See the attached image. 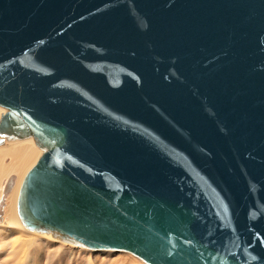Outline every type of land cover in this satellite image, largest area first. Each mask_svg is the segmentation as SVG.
<instances>
[{
	"label": "water",
	"instance_id": "95a60500",
	"mask_svg": "<svg viewBox=\"0 0 264 264\" xmlns=\"http://www.w3.org/2000/svg\"><path fill=\"white\" fill-rule=\"evenodd\" d=\"M0 105L25 227L264 264V0H0Z\"/></svg>",
	"mask_w": 264,
	"mask_h": 264
},
{
	"label": "rangeland",
	"instance_id": "374dc122",
	"mask_svg": "<svg viewBox=\"0 0 264 264\" xmlns=\"http://www.w3.org/2000/svg\"><path fill=\"white\" fill-rule=\"evenodd\" d=\"M11 160V157L6 156L4 163L9 164ZM14 174L18 177L17 172ZM6 208L8 204L0 217V264H147L139 256L127 250L79 247L68 243L64 245L62 242L49 241L42 237L32 242L30 248L27 242L20 240L18 242L15 232L18 233L20 229L8 224ZM25 232L22 234L24 238H30L24 235ZM15 245L18 248L15 249Z\"/></svg>",
	"mask_w": 264,
	"mask_h": 264
},
{
	"label": "bare ground",
	"instance_id": "6f19581e",
	"mask_svg": "<svg viewBox=\"0 0 264 264\" xmlns=\"http://www.w3.org/2000/svg\"><path fill=\"white\" fill-rule=\"evenodd\" d=\"M4 109L5 108L0 105V112L3 111ZM6 143L7 145L4 146V144ZM40 149L42 150V148L35 142V139L32 135H25L19 137L18 136L9 137L7 135H4L3 139L0 141V217L4 212L5 206L8 204V208H6L7 209L6 216L8 217V224H11L12 226L20 229L18 233L15 232L16 238L18 242L19 240L22 242H27L28 247H30L32 245V242L36 241V239L40 237L47 239L49 241L56 240L59 243L62 242L64 245L65 243H68V244L77 245L79 247H84L83 245H78L59 237H54L46 233L29 229L23 225V223L21 222L18 216L17 195L21 184V180L28 167L35 161L38 154L41 152ZM6 156L11 157L12 159L9 164L4 163V158ZM16 172L18 173V177H16V175L14 174ZM24 232H25L24 235L29 236L31 239L24 238V236L22 235ZM16 248L18 247H16L15 245V249ZM31 253H29V255Z\"/></svg>",
	"mask_w": 264,
	"mask_h": 264
}]
</instances>
